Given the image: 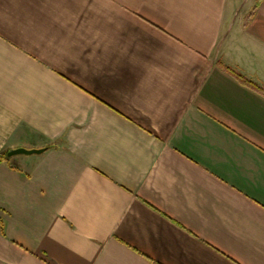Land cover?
<instances>
[{
	"label": "crops",
	"instance_id": "0c3cea01",
	"mask_svg": "<svg viewBox=\"0 0 264 264\" xmlns=\"http://www.w3.org/2000/svg\"><path fill=\"white\" fill-rule=\"evenodd\" d=\"M0 264H264V0H0Z\"/></svg>",
	"mask_w": 264,
	"mask_h": 264
},
{
	"label": "water",
	"instance_id": "95a60500",
	"mask_svg": "<svg viewBox=\"0 0 264 264\" xmlns=\"http://www.w3.org/2000/svg\"><path fill=\"white\" fill-rule=\"evenodd\" d=\"M42 149H26V148H14L11 149L7 152L8 156H13V155H17V154H31V153H39L41 152Z\"/></svg>",
	"mask_w": 264,
	"mask_h": 264
},
{
	"label": "trees",
	"instance_id": "16d2710c",
	"mask_svg": "<svg viewBox=\"0 0 264 264\" xmlns=\"http://www.w3.org/2000/svg\"><path fill=\"white\" fill-rule=\"evenodd\" d=\"M6 156H8L7 152L0 154V163L6 158ZM0 230L1 232L3 231V223L1 222V220H0Z\"/></svg>",
	"mask_w": 264,
	"mask_h": 264
}]
</instances>
